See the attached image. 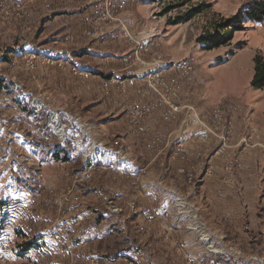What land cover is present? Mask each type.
I'll list each match as a JSON object with an SVG mask.
<instances>
[{"label": "rangeland", "instance_id": "obj_1", "mask_svg": "<svg viewBox=\"0 0 264 264\" xmlns=\"http://www.w3.org/2000/svg\"><path fill=\"white\" fill-rule=\"evenodd\" d=\"M30 1L50 11L46 46L62 10L78 54L90 36V74L80 66L77 83L90 77V120L52 87L26 86L15 65L0 90V264H264V89L252 86L264 21L227 24L233 38L217 48L204 41L264 0ZM45 106L79 120L90 159L56 139ZM167 120L168 150L184 152L174 159L156 133ZM87 167L89 183H77Z\"/></svg>", "mask_w": 264, "mask_h": 264}, {"label": "crops", "instance_id": "obj_2", "mask_svg": "<svg viewBox=\"0 0 264 264\" xmlns=\"http://www.w3.org/2000/svg\"><path fill=\"white\" fill-rule=\"evenodd\" d=\"M10 3L13 8L12 13L10 12L8 14L6 11L0 12V32L1 35H4L2 40L7 41V46L4 49H8L5 59L0 60V64L8 65L7 67L11 68V70H9V76L0 74V78L3 80L6 79L5 83L9 82L7 79L11 80V77L16 79L17 74L14 72V68L15 65L21 64L24 69L23 79L26 86L38 90L43 89L42 87L45 85L47 87H52V92L60 96L65 104L74 108V110L82 111V109H85L83 110L86 112L85 116L90 120V77L86 80L82 79L86 84L79 87L77 85L78 80L81 78L80 76L84 75L78 72L80 66H85L86 68L84 69L90 74V36L88 35L89 42L85 49L86 52L83 54L86 60H80L83 56L82 53H80L81 56L78 54V46L75 44L77 41L74 39L76 38L79 41V38L76 37L77 23L72 22L73 19L71 17L70 20L65 21L66 18L62 10L56 13L55 20L60 18L61 23L57 29L54 41L52 40L53 45L46 46L48 44L47 42H51V40L47 41L45 38L46 31L49 29L48 27H50L49 22L51 21V17L48 16L50 15V11H47L42 5L39 7L32 6L30 0H24L22 5L16 0H12ZM74 3V1H70L71 6H73ZM65 4H60L59 9H63ZM66 17L68 18L69 16L66 15ZM70 38L72 39L70 42H65L70 46H64L63 39L69 40ZM87 41L88 39L85 40L86 43ZM14 46H20V49L15 50L13 48ZM3 47L4 46L0 49H3ZM69 47L71 48L69 49ZM51 55H54L52 58L54 60L52 66L49 64V57ZM28 58H33V66L28 65ZM49 70H53L54 76L49 75ZM10 73L12 76H10ZM12 83L15 82L12 81ZM22 89H25L24 85H22ZM84 96H87V98H84ZM96 107L93 105L92 111H97L98 108ZM156 133L158 135L163 134V136L166 137L167 158L170 154V158L172 159L178 154L184 155V152H179L178 150H168L171 142L173 143L171 139L175 134V122L173 120H167L164 127L160 126L158 123L156 125ZM202 153V151H197V154L188 151L186 155L188 157L194 156L196 158H204L205 154ZM217 155H219L218 151L215 152L213 157ZM71 170L72 175L76 176L81 171L79 168ZM81 175H83L81 180L76 182L86 181L89 183L90 167H87ZM88 189V193H90L89 184ZM80 241L85 246L89 245L90 234L87 233L86 236H82ZM75 249L76 248H73V250Z\"/></svg>", "mask_w": 264, "mask_h": 264}, {"label": "trees", "instance_id": "obj_3", "mask_svg": "<svg viewBox=\"0 0 264 264\" xmlns=\"http://www.w3.org/2000/svg\"><path fill=\"white\" fill-rule=\"evenodd\" d=\"M199 12L198 9H194L189 12V14L183 18L184 20H190L194 17ZM244 19H250L251 21L257 22V23H262L264 21V2L256 4L250 10L245 13L243 16L236 17L232 19L231 21H227L226 24L222 25L220 30L217 31L216 35L210 36L209 39H205L206 47L208 49H214L217 48L221 45H224L228 42H230L233 38L232 31L234 28H238L241 21ZM232 23V26L234 27L233 29H228L227 24ZM212 43V44H210ZM255 76L252 81V86L256 89H264V57L263 56H256L255 57ZM5 80L0 78V90L5 88ZM54 155L56 158H60L63 155L64 161H69L70 156L68 151L65 148H62L61 146L57 147L55 150ZM33 244L27 243L23 244L24 251L27 252L30 250ZM24 252V253H25Z\"/></svg>", "mask_w": 264, "mask_h": 264}, {"label": "built area", "instance_id": "obj_4", "mask_svg": "<svg viewBox=\"0 0 264 264\" xmlns=\"http://www.w3.org/2000/svg\"><path fill=\"white\" fill-rule=\"evenodd\" d=\"M12 0H0V12L6 11L8 14L13 12L12 4L10 3ZM1 34V32H0ZM15 50H19L20 46H14ZM8 49H0V60L5 59L7 55ZM33 58H28L27 63L29 66H33L32 62ZM5 90V88L1 89ZM39 97H33V102L36 101H42L45 103L50 98L47 96L46 93H40L38 95ZM50 101V100H49ZM47 109V114H51V126L54 136L59 142H66L71 141L72 145L78 149V151H81L83 153V157L85 159H90V154L92 152V148L90 145H87L85 143V138H83L80 133L76 131V123L77 119L72 118L70 115H67L66 117L62 116V113H57L52 108H48V106H45ZM91 149V151H90Z\"/></svg>", "mask_w": 264, "mask_h": 264}]
</instances>
